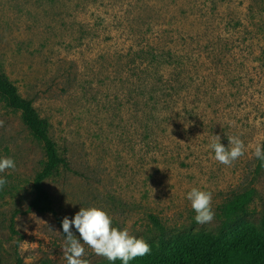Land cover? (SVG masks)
Returning <instances> with one entry per match:
<instances>
[{
  "label": "rangeland",
  "instance_id": "374dc122",
  "mask_svg": "<svg viewBox=\"0 0 264 264\" xmlns=\"http://www.w3.org/2000/svg\"><path fill=\"white\" fill-rule=\"evenodd\" d=\"M149 43L192 57L181 119L174 133L158 134L156 148L148 147L147 96L135 88L145 81L134 49ZM0 72L47 119L69 164L42 181L55 214L30 209L47 151L0 98V158L16 164L0 173V264H15L16 252L23 264H67L57 218L81 207L102 208L151 250L162 235L171 246L216 235L225 223L227 232L260 230L264 0H0ZM215 135L225 147L239 137L244 155L217 162ZM193 187L212 194L210 223L195 220ZM84 247L88 264H123Z\"/></svg>",
  "mask_w": 264,
  "mask_h": 264
},
{
  "label": "trees",
  "instance_id": "16d2710c",
  "mask_svg": "<svg viewBox=\"0 0 264 264\" xmlns=\"http://www.w3.org/2000/svg\"><path fill=\"white\" fill-rule=\"evenodd\" d=\"M134 50L138 53L134 69L142 72L145 81V88L141 90L139 85L135 88L147 96L148 147L151 145V148H156L160 144L158 134L162 132L163 136H168L174 133L171 127L181 119L180 103L184 101V84L192 70V57L186 51L174 52L152 43ZM0 98L8 107L21 113V119L31 135L42 141L47 151V161L34 181V196L29 208L41 214H55L52 198L42 186V181L60 167L69 169L68 160L50 137L47 119L39 115L32 100L23 97L16 85L2 72ZM188 114L191 117L194 112L190 109ZM258 161L264 165V161ZM57 222L61 227L60 218H57ZM13 223L11 218V229ZM228 228L230 225L225 223L216 235L208 234L199 239L186 237L171 246H167L168 240L162 235L156 250L133 259L131 264H264V222L260 230L250 225L236 226L231 232L226 231ZM15 255V264H23L17 252Z\"/></svg>",
  "mask_w": 264,
  "mask_h": 264
},
{
  "label": "clouds",
  "instance_id": "9594fccd",
  "mask_svg": "<svg viewBox=\"0 0 264 264\" xmlns=\"http://www.w3.org/2000/svg\"><path fill=\"white\" fill-rule=\"evenodd\" d=\"M3 125L4 122L0 121V127ZM220 140L221 137L215 135L210 144L217 162L231 166L234 161L244 155L245 145L239 137H228V147H225ZM254 155L264 161V146L257 144ZM15 167L16 164L12 158H0V173ZM6 184L7 180L0 177V189H3ZM187 199L196 213L195 220L198 224L210 223L214 219L210 192L193 187L187 193ZM61 227L65 236L62 251L67 264H88V261L82 259L85 253L84 245L90 247L97 256H102L109 261L119 259L123 264H129V261L151 252L150 245L144 239L131 235L127 228L121 230L114 227L111 216L99 207H81L72 219L65 216ZM73 227L79 233V238L73 233Z\"/></svg>",
  "mask_w": 264,
  "mask_h": 264
}]
</instances>
